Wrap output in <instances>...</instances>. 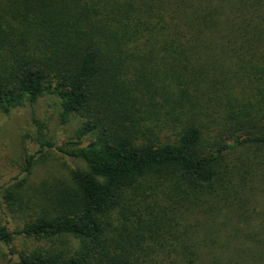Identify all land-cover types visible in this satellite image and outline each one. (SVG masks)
<instances>
[{"label": "trees", "instance_id": "obj_1", "mask_svg": "<svg viewBox=\"0 0 264 264\" xmlns=\"http://www.w3.org/2000/svg\"><path fill=\"white\" fill-rule=\"evenodd\" d=\"M46 95L81 125L1 187L17 264H264V0H0V112ZM49 150L85 167L29 196Z\"/></svg>", "mask_w": 264, "mask_h": 264}, {"label": "rangeland", "instance_id": "obj_2", "mask_svg": "<svg viewBox=\"0 0 264 264\" xmlns=\"http://www.w3.org/2000/svg\"><path fill=\"white\" fill-rule=\"evenodd\" d=\"M60 112L59 99L50 95L39 98L34 106L27 104L14 109L10 114L0 112V226L7 222L1 187L9 182L20 180L26 154L36 153L39 149L34 118L47 125L46 140L58 145L73 138L80 127L81 120L78 117H71L68 123H62ZM75 167L84 168L85 163L55 150L47 151L44 157H38L36 160L27 184L28 195L33 196L44 180L67 178L70 169ZM11 227L13 230L20 229V218L14 219ZM29 245V241L19 239L15 246L25 249ZM0 264H17L8 247L1 241Z\"/></svg>", "mask_w": 264, "mask_h": 264}]
</instances>
